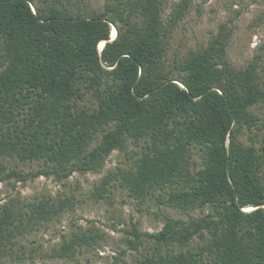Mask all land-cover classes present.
Masks as SVG:
<instances>
[{
    "label": "trees",
    "instance_id": "obj_1",
    "mask_svg": "<svg viewBox=\"0 0 264 264\" xmlns=\"http://www.w3.org/2000/svg\"><path fill=\"white\" fill-rule=\"evenodd\" d=\"M165 4L107 0L84 14L63 0H0V182L15 179L14 190L42 176L65 182L100 172L120 151L133 165L109 172L97 199L118 185L186 215H164L155 233L126 230L130 250L155 246L135 264H264V140L241 139L245 128L260 129L259 60L237 68L222 24L206 47L168 67L169 38L190 4H178L169 22ZM8 162L40 168L24 173ZM75 207L71 197L9 198L0 262L44 258L31 236ZM102 240L94 229L63 235L47 256L73 261Z\"/></svg>",
    "mask_w": 264,
    "mask_h": 264
},
{
    "label": "rangeland",
    "instance_id": "obj_2",
    "mask_svg": "<svg viewBox=\"0 0 264 264\" xmlns=\"http://www.w3.org/2000/svg\"><path fill=\"white\" fill-rule=\"evenodd\" d=\"M75 12L93 14L104 10L107 0H63ZM183 0H166L164 19L169 22L175 8ZM190 6L169 38L166 64L172 67L177 60L185 59L190 53L206 47L218 33L222 24H226L230 35L228 56L237 68H244L250 61L258 58L260 73L264 75V0H188ZM259 117L258 136L245 128L241 139L248 145L252 138L261 143L264 140V106L253 109ZM257 144V145H258ZM260 146V145H259ZM139 148L130 146L129 152H138ZM10 167L24 173L36 171L38 163L8 162ZM133 161L120 151L108 158L98 173L85 175L75 173L65 182L54 178L39 177L27 183L18 182L13 189L15 179L0 182V206L14 198L25 203L45 197L75 199V210L65 213L59 220L34 233L35 247L42 249L44 258L34 264H135L136 258L152 254L155 246L145 240L139 251L129 249L126 230L137 225L141 232L155 233L164 226V215L183 218L181 211L160 205L156 199L139 202L130 198L128 192L120 186H108V192L102 199L95 194L103 178L111 171L128 169ZM208 213V210L205 214ZM199 216V212L193 213ZM94 229L100 232L103 240L95 247L80 251L73 261L53 259L47 256L49 249L61 242L63 235ZM29 244V243H28ZM166 250V249H165ZM122 251H126L123 254ZM9 264V262H0ZM12 264H33L30 261Z\"/></svg>",
    "mask_w": 264,
    "mask_h": 264
},
{
    "label": "bare ground",
    "instance_id": "obj_3",
    "mask_svg": "<svg viewBox=\"0 0 264 264\" xmlns=\"http://www.w3.org/2000/svg\"><path fill=\"white\" fill-rule=\"evenodd\" d=\"M113 28H114V27H113ZM116 35H117V30L114 28V29H113V33H112L113 40H114V38L116 37ZM104 43H105V42H102V43L100 44V48H101V49L103 48Z\"/></svg>",
    "mask_w": 264,
    "mask_h": 264
},
{
    "label": "water",
    "instance_id": "obj_4",
    "mask_svg": "<svg viewBox=\"0 0 264 264\" xmlns=\"http://www.w3.org/2000/svg\"><path fill=\"white\" fill-rule=\"evenodd\" d=\"M111 41H113V39Z\"/></svg>",
    "mask_w": 264,
    "mask_h": 264
}]
</instances>
